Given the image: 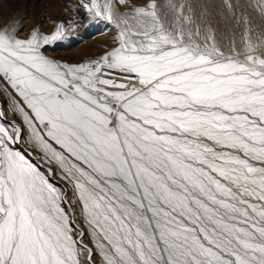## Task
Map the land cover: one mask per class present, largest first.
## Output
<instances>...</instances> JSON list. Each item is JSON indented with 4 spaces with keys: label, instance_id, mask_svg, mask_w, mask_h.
Wrapping results in <instances>:
<instances>
[{
    "label": "snow or ice",
    "instance_id": "obj_1",
    "mask_svg": "<svg viewBox=\"0 0 264 264\" xmlns=\"http://www.w3.org/2000/svg\"><path fill=\"white\" fill-rule=\"evenodd\" d=\"M79 3L116 33L83 62L0 25V264H264V0L227 52L207 3Z\"/></svg>",
    "mask_w": 264,
    "mask_h": 264
},
{
    "label": "rangeland",
    "instance_id": "obj_2",
    "mask_svg": "<svg viewBox=\"0 0 264 264\" xmlns=\"http://www.w3.org/2000/svg\"><path fill=\"white\" fill-rule=\"evenodd\" d=\"M19 1L20 0H18V2ZM159 1L161 0H158V3ZM134 2L143 3V0H134ZM233 2L239 5H246L249 2V0L248 1L233 0ZM73 3L76 5V8L83 9L82 5H80L79 2L78 4H76L75 2ZM192 3L194 6L203 3H207L209 5L210 10L212 11L213 14L212 18L214 21V27H216L217 29V39L222 42V47L226 52L228 51V47L232 40H235L237 50L241 49L242 47L241 36L244 31V26L243 24L236 25L233 19L226 16L224 9L222 7V0H192ZM248 14L252 17L255 24L264 27V21H261L260 18L256 14L252 13L250 9L248 10ZM24 16L25 14L19 16L17 21H22L24 19ZM56 24H58L57 21L52 20L50 23L44 24L43 25L44 28H41L40 30L45 34H50L52 31H54ZM65 27L69 31V38L62 42H57V44L55 45L48 46L46 50V54L50 55L55 59L69 63L83 62L87 59L95 58L103 54V52L106 50L107 47L112 46L111 45L112 38L116 34L111 25L102 21L97 23H89L87 17L86 18H82L81 16L79 17L76 10L70 21L67 24H65ZM72 28H75L74 32L72 31ZM105 36H107L108 38V41L106 40L105 42L106 46L108 45L107 43L111 40V42H109L110 44L107 47L103 42L105 40L103 39L101 40V38L103 37L105 38ZM99 39L104 45H102ZM78 47L81 48V51L78 52L77 55L72 54L68 56L69 53L75 51L76 49H79ZM95 48H97L96 51H98V49L100 50L96 52ZM61 54H67V55L61 56ZM85 241L90 245V241H88L87 236L85 237Z\"/></svg>",
    "mask_w": 264,
    "mask_h": 264
},
{
    "label": "bare ground",
    "instance_id": "obj_3",
    "mask_svg": "<svg viewBox=\"0 0 264 264\" xmlns=\"http://www.w3.org/2000/svg\"><path fill=\"white\" fill-rule=\"evenodd\" d=\"M73 2L78 4L79 0H20L19 2L18 0H0V25H3L9 22V20L17 21L19 16H21L22 14H25L24 19L22 21H17V22H19L23 30V35L24 37H26L27 33L30 32L33 28L35 27H39L40 29L44 28L43 25L50 23L52 20L57 21V23L63 22L64 24H67L70 21V19L73 17L75 10L77 14L79 15V17L81 16L82 18H86L87 15L84 9L76 8V5ZM159 3H164V0L159 1ZM102 39L105 40L103 41L104 44L106 40L108 41L107 36H105V38L104 37L101 38V40ZM109 42H111V40ZM109 42L107 43L108 45L110 44ZM104 44L102 43V45ZM97 48H95V51L97 50ZM99 50L100 49H98V51ZM80 51H81V48L76 49L75 51L69 53L68 56L72 54L77 55V53ZM65 55L67 54H61V56H65ZM2 106H3V100L2 98H0V107ZM54 181L59 182L63 185V183L60 182L58 179H54Z\"/></svg>",
    "mask_w": 264,
    "mask_h": 264
},
{
    "label": "water",
    "instance_id": "obj_4",
    "mask_svg": "<svg viewBox=\"0 0 264 264\" xmlns=\"http://www.w3.org/2000/svg\"><path fill=\"white\" fill-rule=\"evenodd\" d=\"M52 182L63 188V185H62L61 183L56 182V181H54V180H52Z\"/></svg>",
    "mask_w": 264,
    "mask_h": 264
}]
</instances>
